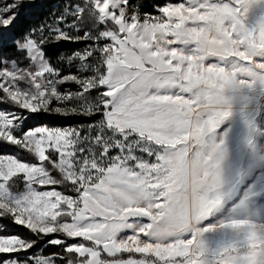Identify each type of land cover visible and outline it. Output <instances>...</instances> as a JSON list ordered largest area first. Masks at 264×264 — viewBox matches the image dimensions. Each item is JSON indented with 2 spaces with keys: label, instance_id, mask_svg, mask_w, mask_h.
<instances>
[{
  "label": "snow or ice",
  "instance_id": "6c2138e0",
  "mask_svg": "<svg viewBox=\"0 0 264 264\" xmlns=\"http://www.w3.org/2000/svg\"><path fill=\"white\" fill-rule=\"evenodd\" d=\"M39 7L0 0V264H264V0Z\"/></svg>",
  "mask_w": 264,
  "mask_h": 264
},
{
  "label": "trees",
  "instance_id": "16d2710c",
  "mask_svg": "<svg viewBox=\"0 0 264 264\" xmlns=\"http://www.w3.org/2000/svg\"><path fill=\"white\" fill-rule=\"evenodd\" d=\"M57 0H37V3L42 5V7L39 8H34V9H25L24 10V16L21 19V23L18 26V30H23L25 27L40 23L41 20L47 15L49 9L52 7L54 3H56ZM143 3H146L148 5H152L155 0H142ZM151 10V9H150ZM72 47V45H64L62 49H52V54L56 55L59 51L65 50ZM47 122V121H45ZM40 121H31L30 126L32 125H39ZM80 123H86L83 119H77V118H72V119H61L56 122L57 126H69V125H77ZM15 149L14 147H9V146H0V153H12L14 152ZM19 229H13V231H16ZM49 251H55L56 249H48ZM40 250H37V254H39Z\"/></svg>",
  "mask_w": 264,
  "mask_h": 264
}]
</instances>
